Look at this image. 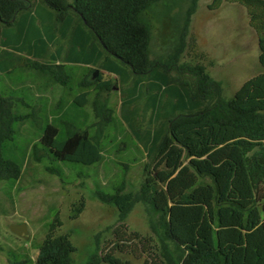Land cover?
<instances>
[{
    "label": "trees",
    "instance_id": "trees-1",
    "mask_svg": "<svg viewBox=\"0 0 264 264\" xmlns=\"http://www.w3.org/2000/svg\"><path fill=\"white\" fill-rule=\"evenodd\" d=\"M165 1L0 0V80L24 58L63 88L71 82L68 64L89 66L91 73L100 67L124 86L122 115L149 162L137 192H126L123 185L99 195L118 210L119 219L109 239L96 237L85 264H264V72L226 99L222 83L202 63L206 55L180 63L194 45L188 37L197 0L173 17L171 53L153 60L146 16ZM228 1L247 10L264 69V0ZM79 85L97 86L93 106L99 129L90 133L78 125L79 117L58 108L31 146L37 162L102 161L103 129L114 115L102 95L111 82L99 76ZM90 94H79L72 108L84 109ZM16 105L0 93V183L14 184L23 173V162L15 158L16 126L29 116L17 115ZM147 115L149 127L141 133L135 122ZM139 203L150 235L131 231L126 223ZM35 264L76 261L68 244L56 239L39 248Z\"/></svg>",
    "mask_w": 264,
    "mask_h": 264
},
{
    "label": "rangeland",
    "instance_id": "rangeland-1",
    "mask_svg": "<svg viewBox=\"0 0 264 264\" xmlns=\"http://www.w3.org/2000/svg\"><path fill=\"white\" fill-rule=\"evenodd\" d=\"M191 2L167 0L148 12L153 60H165L171 53L175 40L173 17L187 10ZM192 16L188 42L194 45L192 49L187 47L180 63L193 64L202 59L198 55H206L202 63L222 83L224 97L230 99L246 81L264 72L259 62L258 38L250 26L247 10L228 0H222L220 5L216 0H197ZM210 61H214L213 66ZM26 63L23 58L20 67L2 75L0 80V93L16 99L15 113L29 116L24 124L16 126L15 158L24 164L22 176L14 184L0 183V264H35L39 248L56 239L68 244L76 264H85L96 237L100 236L102 241L109 239L119 219L118 210L104 203L99 195L114 193L123 185L126 192H137L149 160L123 118L124 86L116 75L98 67L95 76L90 67L68 64L65 71L71 82L68 88H63L52 74ZM99 76L102 82H111V90L103 93L102 100L114 110L112 122L103 129L102 161L93 165L62 164L49 159L37 162L31 146L39 143L43 128L58 108L71 118L79 117L78 125L90 133L99 129L93 106L97 86L79 85L84 80L95 82ZM84 91L91 92L89 103L75 111L73 102ZM135 127L145 132L149 115L139 117ZM126 223L131 231L151 234L141 203L134 207ZM23 224L27 227V237L11 230V226Z\"/></svg>",
    "mask_w": 264,
    "mask_h": 264
},
{
    "label": "water",
    "instance_id": "water-1",
    "mask_svg": "<svg viewBox=\"0 0 264 264\" xmlns=\"http://www.w3.org/2000/svg\"><path fill=\"white\" fill-rule=\"evenodd\" d=\"M98 72H96L94 75L96 76ZM11 230L13 233L21 236V237H27V227L25 224L23 225H13L11 226Z\"/></svg>",
    "mask_w": 264,
    "mask_h": 264
},
{
    "label": "crops",
    "instance_id": "crops-1",
    "mask_svg": "<svg viewBox=\"0 0 264 264\" xmlns=\"http://www.w3.org/2000/svg\"><path fill=\"white\" fill-rule=\"evenodd\" d=\"M83 66H86V65H83ZM86 67H89V66H86Z\"/></svg>",
    "mask_w": 264,
    "mask_h": 264
}]
</instances>
